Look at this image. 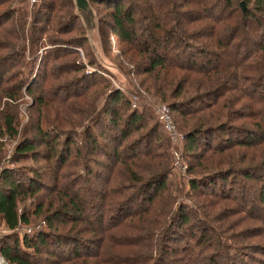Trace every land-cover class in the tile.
I'll use <instances>...</instances> for the list:
<instances>
[{
    "label": "trees",
    "instance_id": "1",
    "mask_svg": "<svg viewBox=\"0 0 264 264\" xmlns=\"http://www.w3.org/2000/svg\"><path fill=\"white\" fill-rule=\"evenodd\" d=\"M90 2L107 58L181 121L189 190L170 179L157 125L134 138L151 108L142 98L132 108L131 81L118 89L100 68L72 0H0V228L10 233L0 256L257 263L264 244L248 241L264 235V149L258 159L240 149L264 147V0ZM25 96L32 118L19 130ZM16 138L3 166L4 142ZM179 194L198 202L176 203Z\"/></svg>",
    "mask_w": 264,
    "mask_h": 264
},
{
    "label": "rangeland",
    "instance_id": "2",
    "mask_svg": "<svg viewBox=\"0 0 264 264\" xmlns=\"http://www.w3.org/2000/svg\"><path fill=\"white\" fill-rule=\"evenodd\" d=\"M40 3V0H36V4L38 5ZM30 5V4H29ZM92 5V4H91ZM29 8H30V6H29ZM92 8L94 9L95 7H93V5H92ZM94 11H95V13H96V16H97V20H98V14H97V12H96V10L94 9ZM105 12H103V14H104ZM82 25V24H81ZM98 26H99V20H98ZM82 27H83V25H82ZM84 29V28H83ZM99 34H100V30H99ZM100 38H101V36H100ZM101 43H102V41H101ZM90 47V46H89ZM102 48H103V44H102ZM113 50V49H112ZM85 53H84V51L83 50H79V60H80V62H83V64L85 65V66H87V60H86V56L84 55ZM106 56V55H105ZM107 57V56H106ZM109 61H110V59H108ZM37 66H35V68H34V73H36V70H37V67H38V63L36 64ZM114 65H116V64H114ZM117 66V65H116ZM118 67V66H117ZM100 68H101V66H100ZM105 73H106V76H107V74L109 75L108 77L109 78H111V79H113V80H116L117 81V83H115L114 81H113V83L115 84V86H116V88H126V87H128V84L130 83V81H131V83L133 84V86L135 87L133 90L134 91H136V93L138 94V95H140V97L142 98L141 99V101H143V102H145L146 103V105L147 106H149L150 108H151V117H148L147 118V123H146V128L143 130V131H141V132H139L138 134H134L133 136H134V138H137V137H139L141 134H144L145 132H147V130H149V127H152L153 125H157L158 126V128H159V130L160 131H162L164 134H163V138L164 139H166L167 140V138H168V136L166 135V133L164 132V129H163V126H162V124L161 123H158L159 122V118H158V116H157V113H156V108H157V106H159V105H161V106H163L164 105V103L162 104V103H160L156 98H154L153 97V95H152V93L150 94V93H147L146 91H145V89L144 88H142V87H140V82H141V80H142V78H137V77H134V76H131L130 77V79L129 78H127V77H125V75L122 73V71L119 69V67H118V69L120 70V72H121V75H122V77L124 78V80H125V82L126 83H124L123 84V80H121V79H119V78H114V77H112L107 71H105L103 68H101ZM91 70H94L93 72H96L95 71V68H90V67H86V74L88 73V72H90ZM92 72V73H93ZM99 73H102V72H99ZM29 78H31L32 79V76H30ZM130 80V81H129ZM129 88V87H128ZM127 88V89H128ZM132 93L133 92H130L129 93V97H131L132 96ZM144 93V94H143ZM146 94V95H145ZM140 101V100H139ZM4 103V100H2L1 101V104H3ZM144 103V104H145ZM31 104H32V101H31V98L29 97V96H25L24 97V100L19 104V106H18V111H19V116H20V124H19V130H21L25 125H26V123L30 120V118H32V117H30L31 116V114H32V111L30 110V106H31ZM166 106V105H165ZM167 107V106H166ZM168 108V107H167ZM169 109V108H168ZM54 112H50L49 113V118L50 119H53V117H54ZM171 118H172V121H173V123H174V125H175V128H176V130H177V132H178V134L180 135V136H182L183 137V139L182 140H180V142L178 143V145H176V146H174V144H171V142L169 141V145H170V153H171V159L169 160V162H170V167H171V177H170V179H173V178H177L176 180H178L179 179V177H181V178H183L184 179V185H183V187H184V189H185V193L186 192H188V187H187V182H188V180H187V173H185L186 172V168L188 167V165H187V161H186V157H184L183 156V140H184V130H183V128H182V126L180 125V124H182L181 123V121L179 120V119H176V117H174L175 118V121L176 120H178V122H179V124H178V122L176 121V123H175V121H174V119H173V117H172V115H171ZM84 126H88L89 124L87 123V122H85L84 124H83ZM43 126H44V124H43ZM161 126V127H160ZM64 127H66V126H64ZM67 128H69V127H67ZM162 128V129H161ZM78 134L76 133V135L78 136V135H80L81 134V132H82V128H80V129H78ZM161 132V133H162ZM77 136H75V135H73V139H76V137ZM78 139V138H77ZM20 139L19 138H16V140H14V141H5L4 142V144H5V146H6V148L4 149V151H3V158H4V163H3V166L4 165H8L9 164V161H10V159H11V157H12V154H13V152H14V150H15V145L18 143V141H19ZM169 140V139H168ZM264 149V147H259V149H255V148H251V149H240L241 150V153L242 154H245L246 156H256V159H258L259 157H260V155H261V152H262V150ZM175 153H177L178 155H179V157H180V159H179V164H180V166L179 165H177L176 164V162H178V159L177 158H175ZM257 162H255L254 164H256ZM22 164H24V165H26V166H32V164L30 163V162H28V161H24V162H22ZM22 164H19V165H16V166H24V165H22ZM34 165H37V164H35V163H33ZM185 167V169L186 170H184V172L182 173V170H181V167ZM105 174V173H104ZM180 180V179H179ZM184 195L185 194H179V196H178V198H177V202L176 203H179V201H181V202H187V203H189V204H193L194 202H198V201H193L194 199H189V201L187 200V198L186 197H184ZM39 196L41 197L42 195H40L39 194ZM29 202L30 201H27V205L30 207V205H29ZM225 205V204H224ZM225 206H230V205H225ZM219 208H221V207H219ZM34 209V206H32L31 208H30V210H33ZM215 211H217V210H215ZM249 224H253V223H249ZM33 226V225H32ZM22 230V229H21ZM24 231L25 230H23V231H20L19 230V232L18 233H24ZM6 235H10V233L7 231V228L5 227V226H3L2 228H0V237H2V236H6ZM263 240H264V235H262V236H260V237H258L257 239H251V240H249L248 242H256V243H263L264 244V242H263ZM255 261H257V263L255 262V264H264V256L263 255H260V256H257L256 257V260Z\"/></svg>",
    "mask_w": 264,
    "mask_h": 264
},
{
    "label": "water",
    "instance_id": "3",
    "mask_svg": "<svg viewBox=\"0 0 264 264\" xmlns=\"http://www.w3.org/2000/svg\"><path fill=\"white\" fill-rule=\"evenodd\" d=\"M104 1V0H96ZM74 15L80 20L83 25L86 40L90 46V50L97 61L98 65L107 71L112 77L123 80V84L126 83L121 75L120 70L105 56L101 38L99 34V26L96 13L92 8L90 0H72ZM244 10V5L241 4Z\"/></svg>",
    "mask_w": 264,
    "mask_h": 264
},
{
    "label": "built area",
    "instance_id": "4",
    "mask_svg": "<svg viewBox=\"0 0 264 264\" xmlns=\"http://www.w3.org/2000/svg\"><path fill=\"white\" fill-rule=\"evenodd\" d=\"M30 4H36V0H30ZM93 71L94 70H91L88 73H92ZM140 99H141V97L138 94H133L131 96L132 108H135L138 105V102ZM156 113H157V116L159 118V122L162 124L164 132L168 136V139L171 142V144H174V146L178 145V143L180 142V140L183 139V137L178 134V132L175 128V125H174L172 118H171L170 110L165 105H163V106L159 105L156 108ZM174 155H175V158L178 159V162H176V164L180 166L179 155L177 153H175ZM181 170L183 173L184 170H186V169H185V167L182 166ZM30 231H31L30 229H27L25 232H26V234H29ZM0 264H7L1 256H0Z\"/></svg>",
    "mask_w": 264,
    "mask_h": 264
}]
</instances>
